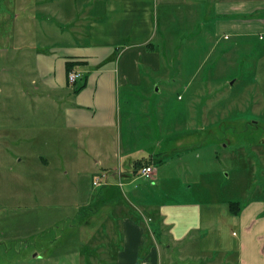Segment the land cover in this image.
Returning a JSON list of instances; mask_svg holds the SVG:
<instances>
[{"label": "rangeland", "instance_id": "1", "mask_svg": "<svg viewBox=\"0 0 264 264\" xmlns=\"http://www.w3.org/2000/svg\"><path fill=\"white\" fill-rule=\"evenodd\" d=\"M35 4L36 0H0V264L96 262L94 257L102 251L97 248L104 242L97 240L100 226L93 224L91 208L102 186H94L93 180L103 181L102 173L117 165L115 156L121 151L122 167L134 169L137 160L152 156L157 174L151 180L136 174L131 188L122 180L123 190L112 186L116 180L110 176L107 194L126 210L122 217L151 218L146 223L151 231L174 233L173 238L183 240L173 249L178 263L182 264V242L188 240L187 226L172 230L167 223H188L194 205H212L227 220L224 210L229 203H239L242 210L264 203V41L242 40L240 44L251 46L240 52L232 40L213 48L214 41L199 43L201 47L188 44L203 26L205 39L211 33L208 5L203 4L201 16L192 19L182 16L188 10H180L172 26L175 32H167L170 36L163 42L164 12L158 10L155 29L159 27L152 41L158 72L141 65V73L155 85L144 93V82L134 88L129 103L122 98V115L131 126L124 139L121 133V150L112 133L104 137V145L92 146L91 141L100 139L98 132L106 129H67V97L60 101L64 105H54V98L45 100V86L55 85L49 51L64 44L35 38ZM52 31L51 27L48 32ZM37 63L39 79L32 75ZM97 147L107 155L104 164H98ZM111 213L115 216L106 204L95 220ZM107 227L106 218L102 229ZM231 231L238 234L236 229L223 234ZM232 238L234 242L237 236ZM161 239L163 243L165 237ZM106 243L112 249L118 244ZM233 252L218 254L219 263H233Z\"/></svg>", "mask_w": 264, "mask_h": 264}, {"label": "crops", "instance_id": "2", "mask_svg": "<svg viewBox=\"0 0 264 264\" xmlns=\"http://www.w3.org/2000/svg\"><path fill=\"white\" fill-rule=\"evenodd\" d=\"M36 1L35 5L39 9L32 11L35 38L40 40L55 38L57 41L53 44H64L58 48L54 46L49 51L53 53L51 78L55 85L45 86V89L49 90L45 91V100L54 98L57 99V102H53L54 105H64L60 101L63 96L67 97L64 102L67 105L64 107L67 129L97 131L106 129L98 132L100 139L91 141L92 146L104 145V137L112 133L121 150V133L124 139L125 130L131 121L125 120L122 115V98L124 103H129L134 88H140L144 82L142 87L144 93V90L148 92L155 85L152 78H146L141 73V67L158 72L159 56L152 45L156 38L154 32L159 27L157 25L155 29L159 18L158 10L164 12L161 15L165 19L162 27H166L161 35L163 42H167L170 36L166 34L167 32H175L172 26L175 25L176 17H181L180 10H188V14L182 16L188 15V18L192 19L201 16L198 11L202 9L203 4L208 5L206 9L212 20L211 33L205 39L203 26L200 33L196 32L194 37L188 39V44L214 41L217 44H210L213 48L222 41L232 40L235 47H240V52L243 48L251 46L240 44L242 40L264 41V0ZM50 26L53 28L51 34L48 32ZM58 28L61 29L59 32L56 31ZM207 55L209 58V53ZM44 60L51 62L47 56H44ZM68 62H73L74 68L82 76L74 85L68 83L66 70ZM247 62L251 66L248 60ZM54 64H57V67H54ZM209 70L213 72V69ZM32 75L35 79L40 78L38 63L37 68L32 70ZM57 76L62 80L59 79V83L56 82ZM46 80L43 78L42 84H45ZM79 83L81 86L78 87ZM68 124L73 128L68 127ZM121 154L122 151L115 156L117 165L113 169H105L102 173L106 175L107 182L100 188L98 202L91 208L93 224L100 226L95 231L96 234L99 233L97 240L104 242L97 248L98 251H102L96 254L94 257L96 262L92 264H181L176 262L172 254L177 243L183 240L173 238L174 233L169 235L151 231L146 224L153 220L151 218L134 219L130 215L122 217L121 214L126 210L122 209V205H114L112 202L114 198L107 194L105 189L109 185L110 176L116 180L112 186L115 189H122L126 185L132 186L133 177L139 170L136 167L134 169L122 167ZM96 155L98 164L107 161V155L103 154L102 149ZM150 160L155 161L152 156L137 161ZM153 165L150 166L153 168L154 178L157 171ZM122 180L127 181V184L124 185ZM106 204H110L111 209H114L115 216L111 213L103 220H95L99 209ZM229 204L224 210V214L229 217L227 220L217 214L212 205L207 208L194 205L188 212L190 213L188 223L180 219L167 223L173 225L172 230L187 226L188 240L182 242L180 252L182 264H185L187 259L188 264H225L224 261L219 263L217 255L223 253L229 255L233 250L235 264H264V203H252L241 209L238 216L230 212ZM106 218L109 227L102 229ZM232 229H236L238 234L236 235V231H231V235L223 234ZM148 230L150 232L147 233ZM104 234L110 237L105 238ZM236 236V241L233 242L232 237ZM161 237H165L163 243ZM107 241H117L118 244L112 249L109 243L107 245ZM114 250L116 252L113 253ZM211 251L213 254L208 256Z\"/></svg>", "mask_w": 264, "mask_h": 264}, {"label": "built area", "instance_id": "3", "mask_svg": "<svg viewBox=\"0 0 264 264\" xmlns=\"http://www.w3.org/2000/svg\"><path fill=\"white\" fill-rule=\"evenodd\" d=\"M81 77H82V76H81V73L78 72L76 69L71 70V71L68 72V74H67L68 83H69L70 85L75 84L76 81L79 80ZM138 174H139L142 178H144V179L151 180V179H153V178L151 177V175H153V168H152L151 166H144V167H142V168H140V169L138 170ZM102 176H103V177H102L103 181L101 182L99 178H96V179L93 181V185H94V186H98V187H99L100 185L103 186V185L106 184V182H107V181H105V179H106V175L104 174V175H102Z\"/></svg>", "mask_w": 264, "mask_h": 264}, {"label": "trees", "instance_id": "4", "mask_svg": "<svg viewBox=\"0 0 264 264\" xmlns=\"http://www.w3.org/2000/svg\"><path fill=\"white\" fill-rule=\"evenodd\" d=\"M74 66H75V64L73 62L66 63L67 74H68V72H70L71 70L74 69ZM152 164H154L153 160H150L149 162L137 161V162H135V167L140 168L142 166H150ZM229 209L233 215L238 216L241 209H242V206H240L239 203H233L232 202L229 204Z\"/></svg>", "mask_w": 264, "mask_h": 264}]
</instances>
